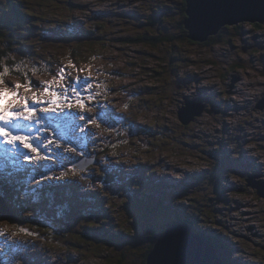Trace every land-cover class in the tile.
Listing matches in <instances>:
<instances>
[{"label": "rangeland", "instance_id": "rangeland-1", "mask_svg": "<svg viewBox=\"0 0 264 264\" xmlns=\"http://www.w3.org/2000/svg\"><path fill=\"white\" fill-rule=\"evenodd\" d=\"M18 1L27 15L36 13L40 29L29 35L32 28L15 20L7 54L22 68L33 69L23 62L46 50L48 56L55 54L56 71L33 76L27 92L25 87L12 88L16 95L5 92L0 96V112L4 115H11L8 109L22 108L27 100L29 107L36 105L38 116L46 117L39 124L30 121L32 127L23 132L35 152L21 141L5 150L8 138L0 144V159L5 160L0 162V179L9 181L7 186L11 187L8 195L0 187V194L13 206L20 221L26 219L17 226L12 220L0 218V264H117L121 255L114 250L121 247L134 251L129 264H144L147 247L140 242L144 235H150L149 243L160 236L162 213L164 209L170 214L172 211L162 208L166 200H174L173 206L179 205L178 213L185 217L199 204L210 208L212 215L198 218L193 228L207 232V236L221 235L229 246L221 247L218 255L223 254L229 264H264V199L238 179H247L254 169L261 175L255 180L264 181V24H231L207 38L216 36L218 40L204 44L169 38L163 49L146 39L127 43L119 39L148 34L146 28L155 24L151 21L155 16L150 15L158 14L160 8L165 16V20H159L165 25L162 29L178 31L183 0H69L70 7L62 4L66 0ZM72 18L74 25H95L98 39L86 46L84 40L80 44L74 41L86 47L84 51L91 48L94 53L84 54L76 67L67 70L63 64H71L67 62L71 38L67 33L53 34L54 38L43 33H48L45 27L49 26L60 31ZM159 29L155 27V32ZM28 38L30 46L23 42ZM18 42L24 44L14 47ZM1 46L5 47L0 40ZM171 46L175 48L172 58L162 60L160 55ZM65 77L68 81L62 80ZM77 77L90 81L92 89H78L79 95L73 94L68 86ZM4 80L10 82L9 87L19 82L12 76ZM45 81L52 83L45 85ZM177 84L182 85L179 93ZM124 92L135 98L127 111L119 108L127 100L121 95ZM185 99L206 108L210 103L211 110L219 108L220 112H204L181 126L177 110ZM105 108L113 110L109 117H95L97 109ZM101 128L114 131L98 135ZM125 140L127 143H122ZM25 154L42 159H28ZM93 155L97 163L88 170L73 165L81 157ZM98 170L113 174L111 182L94 177ZM224 172L221 182L216 176ZM220 182L221 192L217 190ZM201 184L206 195L193 205L194 199L198 200L193 189L199 191ZM92 189L96 199L91 198ZM62 208L80 222L73 221L66 228L69 220ZM95 215L101 224H91ZM28 218L44 226L33 230L35 222ZM81 223L87 224L83 234L91 235V244L80 236L83 247L65 245V237L79 233ZM99 249L109 253L111 259L96 256L94 250Z\"/></svg>", "mask_w": 264, "mask_h": 264}, {"label": "trees", "instance_id": "trees-1", "mask_svg": "<svg viewBox=\"0 0 264 264\" xmlns=\"http://www.w3.org/2000/svg\"><path fill=\"white\" fill-rule=\"evenodd\" d=\"M68 2H70V3H68ZM71 3H72V1L66 0V3H62V4L64 6L68 5L67 7H70L72 5ZM24 10H25V6L22 3H20L18 0H9V4H7V0H0V40L2 41L3 45H5V47H2V46L0 47V61H2V63H0V72L3 71V66L7 65L9 67V73L6 74L3 78L6 79L10 76L16 77L17 79H19V83L21 85H23L22 87H26L29 84H31L33 81V76H35V75H50V74L54 73V71H56L55 66H54V63L56 61L55 57H54L55 54H51L50 56H48V54L46 53L48 51H46V50H45V52L43 50L39 51L38 54H35L33 56L28 57L26 62H23L24 66H28V65L31 67L33 66V69L27 68V67L22 68V69L16 68V65H18V64L16 63L15 60H12L13 58L10 57L9 54H7V50L11 49L9 47V43L11 42V39H12V34L10 33V31L15 32L13 30L15 20H21L22 22H24V25L26 28H32L29 31L30 34L28 33L29 35L37 34L38 30L40 29L39 28L40 19H39V17L36 16V13L32 12L33 15H27ZM27 18H32V20L31 19L27 20ZM72 19L73 20L69 19L71 23H69V25H67V26H63L60 31L49 26V27H45L46 30L48 31V33H45V32L43 33V35H46V36L52 35V38H54L53 36H55L53 34H56L57 36H61L64 33H67L69 35V38H71L70 40L72 41L73 44L71 42H68L72 46L67 47V54L69 55V58H70L67 62L71 63V64L70 65H67L65 63L63 64L64 65L63 67L65 69L68 68L67 70H69V68L72 67L73 65H75V67H76L77 66L76 64L82 60L80 58L84 54L90 55L91 53L92 54L94 53V51L90 50L91 48L89 49V51H86L87 50L86 47L79 45L81 43V41L84 40L85 46H86V44H88V45L94 44L95 41L98 39L96 36V31H95L96 26L95 25H91L88 28H87V26H80L78 23L74 25V23H72L74 21V18H72ZM162 19L165 20V16L162 15ZM185 19H186V0H183V4L181 7V18H180V22H179L180 28L178 29V31H172L171 33L168 32L167 30L165 31L164 29H162V28H164L165 25L161 24L159 27L160 29L157 32H155L154 26H150V27L146 28V31L148 34H144L142 37L134 38V39H132V37H121L119 40L125 41L127 43V42H130L132 40L143 41L146 39L148 41V43L153 44L155 46H160L163 49H164L165 41L168 40L169 38H181L182 40H187L188 42H195V41H192L188 38V31L184 27ZM44 20L48 21V19H44ZM33 29H34V32H32ZM213 37L214 38L206 40V42H208L209 40H210V42L211 41L215 42L216 40H218V38L216 36H213ZM95 38H97V39H95ZM74 41H76V43L79 42V44L75 45ZM175 41L176 40H173V42H175ZM23 42L29 46L31 45L29 38L27 41H23ZM23 42L22 43L21 42L16 43L18 45H14V47L19 46V45H23L24 44ZM173 48H174V46L167 47V49L169 51H167L163 55H160L162 60L164 58L168 59V60H170V58H172L171 51L173 50ZM83 49H86V50L84 51ZM161 53H162V50H161ZM167 55H169V56L166 57ZM34 65L36 66V68H34ZM173 69H174V65L170 66L169 71L171 72ZM170 79L166 81L167 86H169L171 83ZM62 80L68 81V79H66V77L63 78ZM109 89H111V88H109ZM108 91H110V90H108ZM102 111H104V112H102ZM111 111H113V110H110V109L106 110V108H105V110L97 109L96 117H100V116L109 117L108 115H109V112H111ZM107 120L110 121L108 118H107ZM97 174H98V176L95 175L94 177H97L103 183L111 182V176L113 174L106 173L105 171L101 172L99 170H98ZM218 174L220 175V177H218ZM218 174H217L216 178L220 179V181L223 182L224 179L222 178V176H224L225 172L224 173H218ZM216 181H218V180H216ZM0 185L4 186V183L1 180H0ZM200 186H201V189L199 191L197 190L198 188L193 189V193H195L194 195L197 196V198H198V200H195L193 198L195 201L193 203V205H197V203L200 200H203L205 195H206L204 193L202 184ZM173 187H177V186H173ZM222 189L223 188H222V183H221V187L218 186L217 190H219L221 192ZM243 191L245 192V190H243ZM176 192H177V188H176ZM200 195H202L203 198L200 199L199 198ZM216 195H218V194H216ZM177 196L178 195L176 194L175 199H176V202H179L180 197H177ZM91 198L96 199L97 196H95L93 194L91 196ZM173 205H174V200L172 201V203H170V202L167 203V200H166L165 207L162 206V208L170 207L172 211L170 214L168 209H164L165 211H164V213H162L163 215L161 216L162 217L161 221L158 222L162 225L160 236L162 235L163 230L165 229L166 225L173 220L185 219L187 222L190 223V225L192 227H194L195 225H197L198 218L204 219L205 217L212 215L210 208H208L207 206H200V204H199L197 210L189 211V213L191 215H188V217L187 216L186 217L181 216V215H179L180 213H178V210H181L180 206L177 205V207H174ZM181 212H184V211L182 210ZM200 212H202V213L200 214ZM203 213L205 215L204 217H203ZM17 218H19V217H17ZM67 219H68V216H67ZM20 220L21 219L19 218V221H14V220H12V221L16 222L15 224L17 226H20V225H23V222L26 219L22 220V221H20ZM27 221H31L33 223L35 222L34 223L35 227H33V230L39 229V228L44 226V224H38V220L34 221V220H31L28 218ZM91 224L92 225L101 224V221L96 222L95 220H93V221H91ZM81 226H82V229L80 230L79 233L73 232L72 236L65 237V239H66L65 245H75L77 247H79V246L83 247L82 243L79 242L80 236L82 237L83 240L90 242L89 241L90 239L88 238V236H91V235L83 234L84 233L83 229L85 227H87V224L81 223ZM149 228L154 229V225L150 224ZM197 229H199V228H197ZM40 230H42V229H40ZM198 231L204 236H207L205 234H208L207 232H203L200 230H198ZM40 234L43 235L42 232H40ZM149 237H150V235H149ZM149 237L144 235V241L140 242V244L142 245L143 248L147 247L145 256H143L144 264L146 262V256L151 251L156 240L159 238V237L156 238L155 241L151 240L149 243V240H148ZM207 237H209L213 241L214 246L216 247V250L219 252H221L220 251L221 247L225 248V247L229 246V243L224 241L225 239H223V237L221 235L211 234V235H208ZM54 240H58V239H54ZM62 241H63V239L61 240V242ZM148 243H149V245H148ZM90 244H91V242H90ZM97 244H99V242ZM113 249H115V248H113ZM114 251L118 252L119 256L121 255L119 257V262L117 264H123L124 262L128 263L129 262L128 258L131 259V257L133 256V252H134L131 250V248H124V247L117 248ZM94 253H96V256H98L100 258L106 257L108 260L111 259V257H110L111 255L109 253L104 252L102 249L94 250ZM113 254L114 253L112 252V255ZM221 255H222L221 257L223 258V264H229V262L224 259L225 257L223 256V254H221Z\"/></svg>", "mask_w": 264, "mask_h": 264}, {"label": "water", "instance_id": "water-1", "mask_svg": "<svg viewBox=\"0 0 264 264\" xmlns=\"http://www.w3.org/2000/svg\"><path fill=\"white\" fill-rule=\"evenodd\" d=\"M244 21L264 23V0H186L184 27L192 41L204 42L223 26ZM259 107L262 108L261 103ZM204 108L197 101L185 99L177 110L178 120L186 125L200 116ZM94 162V158L81 157L74 165L83 169ZM256 177H248L247 185L264 199V181L255 180ZM0 218L17 220L1 196ZM145 264H223V261L209 237L196 231L186 220H177L156 240Z\"/></svg>", "mask_w": 264, "mask_h": 264}, {"label": "snow or ice", "instance_id": "snow-or-ice-1", "mask_svg": "<svg viewBox=\"0 0 264 264\" xmlns=\"http://www.w3.org/2000/svg\"><path fill=\"white\" fill-rule=\"evenodd\" d=\"M2 63V61H0ZM16 68L22 69V64L16 65ZM9 73V68L7 65L3 66V71L0 72V96H2L5 92H12V95H16V92L12 91V88L19 89L23 85H21L19 82H16L12 85V87H9V83H6L4 80V76ZM38 83V82H37ZM51 81H45V85H50ZM93 85L90 81L86 80L83 77H77L76 81L73 82V84H70L68 86V90H70L73 94L79 95L78 89L80 92L86 91L88 89H92ZM68 90L64 91V96H68ZM25 91H28V88L25 87ZM44 92H48V88H44ZM53 96L56 95V93H52ZM33 100H36V96L33 95ZM89 99H92V96H89ZM39 103V101H37ZM51 103H56L55 100H52ZM81 107H84L83 104L80 105ZM69 108L72 107V105H68ZM8 111H11V115H4L3 112H0V144H5L4 138H8L7 142L5 144V150H9V147L11 145H15L17 141L24 142V147L31 148L33 152L36 151L35 148L32 147V144L28 143L29 137L27 135H24L23 132L25 129H29L32 127V124L29 123L30 121H34L35 123L39 124L44 117L43 115L38 116L36 114V105H33L31 107L28 106V101L25 100V104L22 108H18L15 111H12L11 109H8ZM45 111H48L47 109ZM25 112H27V115H25ZM90 119V118H89ZM9 129L11 131H9ZM13 133H16L15 135ZM33 143H36V140L33 139ZM40 143H43V141H40ZM19 147V146H18ZM17 149H11L13 151L18 150ZM26 158L28 159H36L40 160L42 157H32L30 154H25ZM67 173H64L66 175ZM20 231L25 232L27 231L24 228H21Z\"/></svg>", "mask_w": 264, "mask_h": 264}, {"label": "flooded vegetation", "instance_id": "flooded-vegetation-1", "mask_svg": "<svg viewBox=\"0 0 264 264\" xmlns=\"http://www.w3.org/2000/svg\"><path fill=\"white\" fill-rule=\"evenodd\" d=\"M161 5H163L162 3L161 4H159L158 5V7L159 6H161ZM163 13H164V11H162L161 10V8H160V11L158 12V14H156V15H150L151 17L152 16H155V17H152L151 18V21L152 22H155V24H154V26L155 27H160V25L161 24H159V20L162 18V15H163ZM148 18V17H147ZM256 24H264V23H256ZM228 26V25H227ZM225 27V26H224ZM222 29V28H221ZM220 31V30H219ZM218 31V32H219ZM142 33V32H141ZM177 88H178V93L180 92V91H182V85H180V84H177ZM207 106H208V108H206V106H205V109H204V112L205 113H208V114H211L212 113V111H218V112H220V110H219V108H217L216 110H214V109H212L211 110V106H212V104H210V103H207ZM181 126H182V124H180ZM90 167H88L86 170H88ZM242 182H243V180H242ZM245 183V182H244ZM243 190H245L246 191V188L245 187H242V189H241V191H243ZM255 192V194H256V191H254ZM62 210H65L64 211V213L68 216V220H69V222H66V225H65V227L66 228H68V226L69 225H71V222H73V221H77V222H80V220L75 216H72L71 215V213L69 212V211H67L66 209H62ZM88 217V216H87ZM80 219H81V217H79ZM90 218V217H89ZM51 219H54V217H52ZM95 220H97L96 222H98L99 221V219L97 218V219H95ZM169 224V223H168ZM167 224V225H168ZM164 231V230H163ZM61 234L60 235H63L64 233L63 232H60ZM253 236H256L254 233H253ZM264 248V247H263Z\"/></svg>", "mask_w": 264, "mask_h": 264}, {"label": "clouds", "instance_id": "clouds-1", "mask_svg": "<svg viewBox=\"0 0 264 264\" xmlns=\"http://www.w3.org/2000/svg\"><path fill=\"white\" fill-rule=\"evenodd\" d=\"M121 95L127 97V100L124 103L119 104V108L122 109V110L127 111L128 108H129V102L132 101L135 98L134 97H131V96H128V93L127 92H124ZM97 127H99V125H97ZM112 131H114V129H111V128H101L100 131L97 134L98 135H103L104 133H109V132H112ZM122 143H127V140L123 141ZM204 166H207V165H204ZM185 167H187V165H185ZM7 230H8L7 228L4 229V231H7Z\"/></svg>", "mask_w": 264, "mask_h": 264}, {"label": "bare ground", "instance_id": "bare-ground-1", "mask_svg": "<svg viewBox=\"0 0 264 264\" xmlns=\"http://www.w3.org/2000/svg\"><path fill=\"white\" fill-rule=\"evenodd\" d=\"M76 65H77V64H76ZM256 88H257V87H256ZM4 161H5L4 159H3V160L0 159V162H1V163H4ZM6 161H7V160H6ZM218 256H219V255H218Z\"/></svg>", "mask_w": 264, "mask_h": 264}]
</instances>
